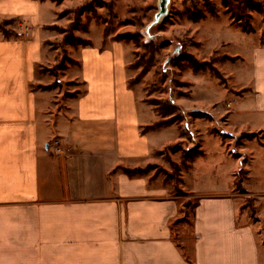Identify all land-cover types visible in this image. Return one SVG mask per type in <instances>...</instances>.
<instances>
[{"label":"crops","instance_id":"1","mask_svg":"<svg viewBox=\"0 0 264 264\" xmlns=\"http://www.w3.org/2000/svg\"><path fill=\"white\" fill-rule=\"evenodd\" d=\"M18 1L0 0V18L21 16ZM26 4L42 21L52 11ZM49 37L0 33V264H264V46L243 57V93L191 107L210 119L202 130L192 122L201 154L179 172L194 202L188 223L173 180L156 173L170 170L164 150L182 129L154 127L130 87V47H72L78 65L59 82L82 89L64 97L43 88L53 84L39 71Z\"/></svg>","mask_w":264,"mask_h":264},{"label":"rangeland","instance_id":"2","mask_svg":"<svg viewBox=\"0 0 264 264\" xmlns=\"http://www.w3.org/2000/svg\"><path fill=\"white\" fill-rule=\"evenodd\" d=\"M27 1H18L21 16L0 18V33L15 34L10 39H31L39 29L50 32L46 49L51 52V59L39 71L50 75L53 84L44 89L58 88L64 97L82 89L77 82H59L69 66L78 65L72 58V47L100 43L105 48L109 41L130 47L134 73L130 87L137 89L144 102L152 107L160 121L157 124L177 123L182 129V139L164 150L170 170L158 168L156 173L173 177L176 192L183 197L187 222L191 223L194 202L187 199L177 180L181 165L188 160L184 162V156L200 147L191 132L192 122L196 129H203V120L210 119L207 110L191 107L195 104L211 107L213 99L224 100V96L217 94L224 90L243 93L244 74L239 70L245 62L243 57L249 55L250 49L264 46V0H251L261 5L260 10H243L249 0H171L164 13L161 0H40L52 7L44 21L32 18ZM211 9L215 10L214 14ZM198 15L201 16L198 21L191 18ZM247 25L251 32L243 30ZM243 33L247 35L248 48L241 40L245 37ZM72 40L78 42L70 43ZM192 60L206 66L196 71ZM247 64L242 67L246 68ZM171 105L177 108L170 109L168 114L161 112L164 106L169 109ZM233 143L238 145L240 138L233 139ZM173 155L181 160L179 164L172 161ZM237 190L243 192L240 187Z\"/></svg>","mask_w":264,"mask_h":264},{"label":"trees","instance_id":"3","mask_svg":"<svg viewBox=\"0 0 264 264\" xmlns=\"http://www.w3.org/2000/svg\"><path fill=\"white\" fill-rule=\"evenodd\" d=\"M225 4H226V6L228 7L227 3H225ZM247 9L260 10V9H261V5H260L259 3H256L255 1H251V0H249V1H246V2L244 3V7H243V10H247ZM210 12H211L212 14H214V13H215V10H214V9H211ZM200 17H201V16L198 15V16H193V17H191V18H192L194 21H198ZM232 18L236 21V17H235V15H233ZM242 28H243V30H244L245 32H251V31H252V28L250 27V25L244 26V27H242ZM3 33H4V35L6 36V38H8V37H10V36H12V35H15V34H13V33H8L7 31H3ZM75 41L78 42L77 40H72V42H70V43H73V42H75ZM81 44H82V45H87L86 43H81ZM191 64H192V66L194 67V69H196V71H200L201 68H203L204 66H206L205 64L201 65L200 63H198V62L195 61V60H192V61H191ZM175 108H177V107L174 106V105H171L169 109H165V106H164L163 109L161 110V112H164V114H168V112H169L170 109H172L171 111H173V110H175ZM167 111H168V112H167ZM161 114H163V113H161ZM165 125H168L167 122H161V123L157 124V126H155V127H161V126H165ZM221 133H222L224 136L231 137V135L228 134V133H225V132H221ZM199 154H201V151H199L198 149L195 150V151H193L190 155L188 154L189 156H187V154H186V155L184 156V159H182V160H184V162H185V160L188 159L184 166H187V163L190 162V161H192V160H194V158H195L196 156H198ZM126 172H127V174L133 176V175L142 174L144 171H142V170H136V171H126ZM178 172H179V170H178ZM170 177H171V178H170ZM170 177H169L170 179H173L172 176H170ZM178 179H179V175H178ZM177 182H180V180H177Z\"/></svg>","mask_w":264,"mask_h":264},{"label":"water","instance_id":"4","mask_svg":"<svg viewBox=\"0 0 264 264\" xmlns=\"http://www.w3.org/2000/svg\"><path fill=\"white\" fill-rule=\"evenodd\" d=\"M171 0H161V12L164 13L167 11L168 5Z\"/></svg>","mask_w":264,"mask_h":264}]
</instances>
